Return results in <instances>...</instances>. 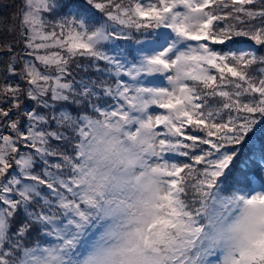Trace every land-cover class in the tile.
I'll return each mask as SVG.
<instances>
[{"label":"snow or ice","instance_id":"1","mask_svg":"<svg viewBox=\"0 0 264 264\" xmlns=\"http://www.w3.org/2000/svg\"><path fill=\"white\" fill-rule=\"evenodd\" d=\"M0 264H264V0H0Z\"/></svg>","mask_w":264,"mask_h":264}]
</instances>
